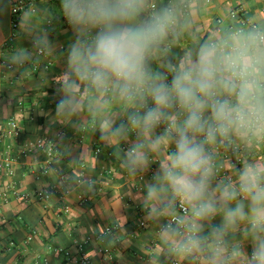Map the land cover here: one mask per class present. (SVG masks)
<instances>
[{
	"label": "clouds",
	"instance_id": "1",
	"mask_svg": "<svg viewBox=\"0 0 264 264\" xmlns=\"http://www.w3.org/2000/svg\"><path fill=\"white\" fill-rule=\"evenodd\" d=\"M187 9L185 0L158 7L153 0H60L74 39L55 112L86 108L98 118L101 139L129 175L158 163L141 206L149 217L169 218L161 232L177 238V253L207 251L209 264H230L242 253L226 237L244 225L247 264H264V162L243 161L233 176L217 178L219 149L264 145V25L198 38L159 64L162 52L192 35ZM45 43L46 36L33 40L37 48ZM30 59L24 49L13 57Z\"/></svg>",
	"mask_w": 264,
	"mask_h": 264
},
{
	"label": "crops",
	"instance_id": "2",
	"mask_svg": "<svg viewBox=\"0 0 264 264\" xmlns=\"http://www.w3.org/2000/svg\"><path fill=\"white\" fill-rule=\"evenodd\" d=\"M154 1L157 6L165 3ZM187 3L192 35L183 34L170 51L162 52L159 64L182 55L198 38L237 28L238 21L230 16L234 8H242L251 20L264 25V0H189ZM12 18L10 0H0V45L4 58L12 64H0V150L10 146L14 157L13 174L0 178V264H42L43 258L50 264H77L74 241L86 236L92 237L86 251L94 264H173L174 260L179 264H209L207 251L177 253L174 250L177 238L158 231L167 217H149L142 208L145 187L158 163L153 162L146 172L129 175L121 160L113 156L109 141L101 139L98 118L86 108L75 116L56 114L55 92L66 71L67 49L74 39L60 12V0H37L36 11H22L15 29ZM12 32L15 37L9 40ZM41 36L47 38V43L41 45L44 54H38L33 44ZM22 49L31 53V59L14 62V54ZM115 111L119 114V105ZM11 118L19 126L18 133L12 137L4 135L3 130ZM43 136L57 144L48 173L42 172L44 149L36 142ZM102 146L105 151L97 153L96 148ZM24 147L30 149L25 155L20 153ZM242 148L245 161L264 162V145L221 148L217 160L226 164L229 176H233V168L225 153ZM158 159L153 157L154 161ZM80 178L81 182L77 181ZM11 185L20 192H28L30 198L9 193ZM39 189H50L51 197L37 200L33 193ZM65 205L70 207L68 212L63 210ZM219 220L217 217L214 222ZM109 224H117L118 228L99 241L98 232ZM243 228L241 225V232L226 237L229 249L238 247L242 253L230 264H247L251 253V241L242 234ZM33 229L36 235L27 241ZM209 233L206 224L202 234ZM54 247L69 250L71 257L54 251ZM102 247L110 253L102 252Z\"/></svg>",
	"mask_w": 264,
	"mask_h": 264
},
{
	"label": "built area",
	"instance_id": "3",
	"mask_svg": "<svg viewBox=\"0 0 264 264\" xmlns=\"http://www.w3.org/2000/svg\"><path fill=\"white\" fill-rule=\"evenodd\" d=\"M36 1L37 0H10V4H11V11H12V27L13 29L17 28L18 23H19V16L21 14L22 11L24 10H30L32 12L36 11ZM165 3L168 2V0H164ZM187 1L189 0H185V3L188 5ZM153 3L155 6H157V2L153 0ZM158 7V6H157ZM188 10V9H187ZM230 16L234 19H236L238 21V27L237 28H245L246 26L248 27H252V26H260L261 24H259L258 22H255L253 20L250 19V17L248 15H246V13L243 11L242 8H234L233 10H231L230 12ZM220 21V20H218ZM48 22L50 23L51 20H48ZM15 37V33L12 32V34L9 37V40H13ZM36 52L38 54H44L45 50L44 48L41 46L40 48H36ZM0 64H7V66H11V63H8L6 61V59L3 56V47L0 45ZM35 68H37V65L34 66ZM4 130V135L6 136H10L12 137L13 135H16L18 133L19 130V126L18 123L16 122V120L14 118H11L8 120L7 125L5 128H3ZM36 142L38 144H40L41 146H43L44 149V155H45V165L42 168V172L43 173H48L49 169H50V165L53 162L54 157L56 156L57 153V144L55 142L54 139L47 137V136H43V137H39ZM29 147H24L23 150H21V154L25 155L29 152ZM231 152H226L225 153V157L229 158V162H230V166L233 168V166L235 167H240L242 162L245 161L246 159V154H245V150L239 149L238 151H235V155L233 156V152L232 150H230ZM96 152H100V148H96ZM13 161H14V157L12 155V149L10 148V146H8L4 151L0 150V178L3 177L4 175H11L13 174ZM217 167L219 169V173H218V177L217 178H225V177H231L229 176V171L226 167V164L223 161H219L217 160ZM77 181L81 182V178L77 179ZM138 189H142L141 186H138ZM9 193H12L15 196H18L20 198L23 199H28L30 198V194L28 192H20L14 185H11L9 188ZM2 194H6L5 192H2ZM33 196L37 199V200H47L51 197V190L50 189H39L36 190L33 193ZM85 200H87V198H85ZM63 210L65 212H68L70 210L69 205H65ZM177 211H179V205L177 204ZM169 218L167 217L164 221L167 222ZM141 224H144L143 222ZM162 226V225H161ZM161 226L158 229L159 232H161ZM118 228L117 224H109L104 226L97 234L96 238L99 241H103L104 237L107 234H110L112 232H114L116 229ZM37 231L35 229L31 230L30 233L28 234L26 240L27 241H31L34 236L36 235ZM92 237L91 236H86L83 239L80 240H75L74 243L76 245L77 248V255L75 257V262L77 264H94L91 256L88 254V252L86 251V246L87 244L91 241ZM14 242L11 241L10 245H13ZM54 251L60 252L63 255L67 256V257H71V252L69 250H66L62 247H54L53 248ZM100 250L102 252H105L107 254L110 253V250L108 248H100ZM42 264H50L49 260L47 258H43L42 259ZM173 264H179L176 260L173 261Z\"/></svg>",
	"mask_w": 264,
	"mask_h": 264
},
{
	"label": "trees",
	"instance_id": "4",
	"mask_svg": "<svg viewBox=\"0 0 264 264\" xmlns=\"http://www.w3.org/2000/svg\"><path fill=\"white\" fill-rule=\"evenodd\" d=\"M153 67L156 68V64H153ZM100 151H105V148L102 146L100 148ZM235 155V152H233V156ZM88 201V200H87Z\"/></svg>",
	"mask_w": 264,
	"mask_h": 264
}]
</instances>
